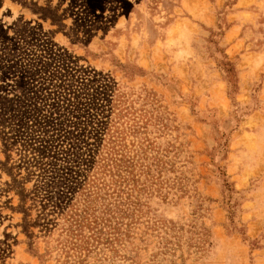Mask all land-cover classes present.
<instances>
[{
	"label": "rangeland",
	"instance_id": "374dc122",
	"mask_svg": "<svg viewBox=\"0 0 264 264\" xmlns=\"http://www.w3.org/2000/svg\"><path fill=\"white\" fill-rule=\"evenodd\" d=\"M0 264H264V0H0Z\"/></svg>",
	"mask_w": 264,
	"mask_h": 264
},
{
	"label": "trees",
	"instance_id": "16d2710c",
	"mask_svg": "<svg viewBox=\"0 0 264 264\" xmlns=\"http://www.w3.org/2000/svg\"><path fill=\"white\" fill-rule=\"evenodd\" d=\"M44 15H46L47 17H50L53 22L55 23H59L60 20L57 19V17L51 13L50 10H44L42 11ZM111 83L113 82L112 78L110 76H108ZM115 82V81H114ZM115 89H114V86L110 85L108 91H107V94H106V97H104V100H105V103L102 102L100 105H102V107L104 108L103 109V115L102 117L100 118L99 120V124H98V128H96L97 130V133L95 134L96 137H98L100 134L103 136L105 134V130H107V125H108V121H109V118H111V115H112V112H113V109L111 106H113V101H114V98L113 96H115ZM104 103V104H103ZM71 131V130H70ZM72 132V131H71ZM10 172V171H9ZM11 174V173H10ZM15 181L17 182V180L15 179ZM53 186H50V188H52ZM70 194L72 193V191H69ZM21 196H22V200H24L25 198V195H24V192L22 191L21 193ZM67 196L68 194L66 193L65 196L61 197V199H59V202H54L53 199H52V203L51 205H53V211L55 210V208H57L58 206H61L62 204H66V201H67ZM51 202V201H50ZM60 203V204H59Z\"/></svg>",
	"mask_w": 264,
	"mask_h": 264
}]
</instances>
